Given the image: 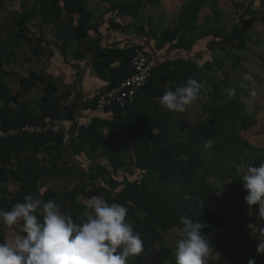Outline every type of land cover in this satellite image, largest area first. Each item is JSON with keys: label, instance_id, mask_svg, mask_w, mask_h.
<instances>
[{"label": "trees", "instance_id": "16d2710c", "mask_svg": "<svg viewBox=\"0 0 264 264\" xmlns=\"http://www.w3.org/2000/svg\"><path fill=\"white\" fill-rule=\"evenodd\" d=\"M160 1H107L104 16L110 14L108 29L127 33L129 25L113 19L123 22L126 17L136 18L135 34L148 42L125 47L99 44L104 37L99 30L103 19L96 21L90 0H32L16 12L13 40L29 46V61L48 54L51 60L61 58L63 64L72 65L71 58L88 54L98 78L107 82L105 89L129 75L134 46L151 49V75L133 101L124 107L107 108L102 114L109 117L95 115L75 137L71 134L76 124L65 130L60 123L62 119L72 121L73 111L70 102L61 98L55 79L43 80L33 68L20 74L14 72L10 66L16 53L11 44L0 40V127L52 122L61 128L58 132L0 138V209L9 211L26 195H32L42 202L54 200L62 212L76 221L88 213L85 204L91 197L117 202L128 209L126 219L144 242V251L139 257H129L127 264H175L176 241L183 235L181 216L207 225L201 232L208 238L211 252L218 251V233L239 236L242 230L235 225L237 219L222 220L211 208L219 205L222 189L244 199L243 174L249 165L258 166L264 160V145H255L240 133L250 114L244 99L252 91L242 81L234 85L235 96L231 100L224 91L231 88L225 60H231L230 70L239 67L243 52L248 50L249 31L258 26L264 28V0H258L255 9L254 0H249V4L230 0L236 20L229 29L211 28L210 23L221 16L217 0H183L174 27L162 28L150 16L143 21L139 15L141 7ZM205 8L209 15L201 16ZM205 40L209 41V55L197 60L193 48ZM258 41L264 54V41ZM163 50H176L181 56L162 57ZM260 58L264 66V55ZM11 74L19 76L15 90L7 80ZM189 78L206 83V90L195 102L204 116L191 123L181 113L167 112L153 103L166 89L174 90ZM39 86L41 95L33 97L31 90ZM95 99L89 107L91 115ZM207 139L213 141L211 148L204 147ZM67 154L73 158L82 156L84 161L78 164ZM75 169L79 173L75 174ZM46 179H71L75 183L64 192L48 187L42 190ZM2 183L12 184V192L1 187ZM225 207L229 211L232 206ZM251 207L256 209L258 205ZM236 210H243V206L237 204ZM249 220L252 224L257 222L256 217ZM9 228L18 232L20 225L8 227L1 223L0 242L6 241ZM173 230L179 235L167 243ZM261 236L264 237V229ZM227 249L238 256L248 253L232 243ZM206 259L207 264H219L213 256Z\"/></svg>", "mask_w": 264, "mask_h": 264}, {"label": "clouds", "instance_id": "9594fccd", "mask_svg": "<svg viewBox=\"0 0 264 264\" xmlns=\"http://www.w3.org/2000/svg\"><path fill=\"white\" fill-rule=\"evenodd\" d=\"M205 90L204 81L189 78L184 85L164 91L159 106L167 112L184 113ZM224 91L228 100L235 96L234 88ZM212 145L211 139L205 140V148ZM241 184L246 204L249 208L258 205L259 215L264 216V160L247 167ZM85 208L88 214L80 223L62 212L54 200L42 202L32 195L9 211L0 209V223L20 225L11 239L0 242V264H127L129 257H139L144 251L140 234L126 219L125 206L94 196ZM180 221L183 235L176 241L175 264H207L211 247L201 232L207 225L186 216ZM256 251L264 254V240L260 239Z\"/></svg>", "mask_w": 264, "mask_h": 264}, {"label": "rangeland", "instance_id": "374dc122", "mask_svg": "<svg viewBox=\"0 0 264 264\" xmlns=\"http://www.w3.org/2000/svg\"><path fill=\"white\" fill-rule=\"evenodd\" d=\"M246 3L249 0H243ZM32 0H0V40L3 42H8L11 44V47L14 49L16 56H14V63L12 66H10L11 69H14V72L21 71L26 72L30 68H35L38 72L42 73L43 80H49L54 78L55 74H59V76L65 78L64 76L67 75V73L64 71L65 68L64 64L61 62V59L57 58L54 60H51L44 56L43 60L41 62H37V66L35 64H32L33 61L28 60V56L31 55L29 46L25 42L20 41H14L13 40V34L16 30L15 28V22L17 19L16 12L20 10V7H27L30 5ZM93 2L94 8L96 10L95 16H97L98 12L100 13L101 10H99V4H102V6H106L107 2L106 0H91ZM219 4V11L221 13L220 19L218 21H213L210 25L211 28H225L229 29L230 25L233 24L236 20V15L234 8L232 6V3L230 0H219L217 1ZM98 4V5H96ZM180 5V0L170 1L166 0L162 4H156L153 7H149L148 5H143L140 9V13L143 15L144 19H147V16H154V10H159L158 8H161L158 11V14H162L161 16L157 15V18H154V22L156 25H159L160 27H174L176 22V15L178 12V8ZM259 5L258 0H254L252 2V7L255 9ZM208 16L209 10L208 8H205L201 12V16ZM105 19L107 20L110 17V14L105 15ZM129 18H124L123 22L128 23ZM130 20V19H129ZM35 22V20L33 21ZM31 22V26L34 25V23ZM114 22H119L118 18H114ZM137 22L136 19L132 21V23ZM106 23V22H105ZM136 24V23H135ZM132 30V29H130ZM130 35H133L132 32L129 31ZM249 36V46L248 50L246 52H243L242 59L239 63V67L234 70H230V63L231 60L226 59V73L230 75V85L231 88L234 87V85L242 81L252 93L250 94V97L244 99L245 103H247L248 107H250V114L247 124L241 129V134L244 135L248 140L258 146L264 145V66L262 65V59L260 58V55L263 54V50H261L262 47H260V41L258 39L261 38V40L264 41V28L262 27H255L248 33ZM128 40V38H126ZM127 40H121L123 43H131L127 42ZM208 40L205 41H198L193 48L192 53L197 52V55L195 59L202 60L205 55H209L206 47V43ZM209 42V41H208ZM150 49V48H149ZM151 50V49H150ZM169 51V52H168ZM165 52V50L160 52V56L167 57V56H175L180 55V52H176V50H168ZM187 55H182V57H186ZM231 71V72H230ZM12 75V74H11ZM18 75H12L11 77H7V80L10 84V87L15 90L17 89L18 84ZM55 79H57L55 77ZM167 90V89H166ZM32 96L38 97L42 93V86H39L37 88H34L31 90ZM154 104L159 105V98H156L153 100ZM61 104V103H60ZM204 116L203 111L201 110L200 106L193 103L192 105L188 106L187 110L184 113H181V117L191 123L195 120H198L199 118H202ZM66 122V121H64ZM63 122V123H64ZM68 126H64L65 130L68 129L70 124H67ZM71 160H73L76 163H82L84 161V158L82 156L73 158L71 155L69 156ZM78 166V165H75ZM83 166V165H80ZM79 173L78 169H75V174ZM123 174V171L119 172V177H121ZM75 177V176H74ZM75 182H71V179L60 181V180H43L41 187L42 190L44 188H51L55 191H66L71 185H73ZM1 187L7 189L8 193L12 192L13 185L12 184H5L2 183ZM220 203L217 207H212L211 212L216 215L218 218L222 220H232V218H236L237 221L235 222L236 227L240 228L242 230V233L239 236L232 237L229 234L222 235L219 234V238L217 240V246L218 251L211 252L209 257L213 259L216 262H219V264H249V261H254V264H257L256 257L259 254L257 253L256 249L258 244L260 243V239L264 240V237L261 236V231L264 229V216H260L258 212V207L256 209L249 208V206L246 204L245 200L241 197L230 195V193L226 189H222L219 194ZM228 204L229 206H232L230 210L228 211L225 205ZM237 204H240L243 206V210L238 211L236 210ZM225 207V208H224ZM231 213L234 214V216L231 215ZM88 213H86L83 217H78V219L75 221L77 223H80L86 219ZM251 217H256L257 222L255 224H252L250 222ZM233 222V221H232ZM1 224V223H0ZM237 228V229H238ZM236 230V229H235ZM16 229L9 228L6 231V240L11 239L14 234L16 233ZM179 235V232L177 230H173L169 233L168 239H166V242L169 243V241L175 240V237ZM174 243V242H172ZM229 243H232L238 248H244L248 253L247 256H238L235 255L232 251V249H227V245ZM259 259V258H258Z\"/></svg>", "mask_w": 264, "mask_h": 264}, {"label": "crops", "instance_id": "0c3cea01", "mask_svg": "<svg viewBox=\"0 0 264 264\" xmlns=\"http://www.w3.org/2000/svg\"><path fill=\"white\" fill-rule=\"evenodd\" d=\"M107 1L108 0H106V2ZM165 1L166 0H161L160 4H162ZM170 1H172V0H170ZM173 1H175V0H173ZM182 1L183 0H180V5H181ZM217 1H219V0H217ZM106 4H107L106 6H102V4H99V8H100L99 10H101V12L100 13L98 12L97 16H95L96 10L94 8L93 2H91V0H90V6H92V8H93L92 9L93 15H94V18L96 19V21L103 19V23H101L99 30L101 31V33L104 37H102V39L99 40L100 45L125 47V46L131 45V44L135 45V44H143V43L146 44V43H148V42L144 41V38L139 37L135 34L134 26L138 24V19H136V18H135L137 20V22H135L136 24L132 23V21L134 19H130V20L128 19V21H130L128 23L119 21V23H122L124 25H129L127 33H122L118 30L117 31L109 30L107 22H106L107 20L105 19L106 17L104 16L106 8L108 7V3H106ZM96 5H98V4H96ZM147 5L150 8L154 6V5H150V4H147ZM180 5L178 8L177 15L175 17L176 22H177V17H178L179 10H180ZM158 9L160 10L161 8H158ZM159 10H157V11L154 10V16H153L154 18H157V15L160 14V12L158 14ZM139 15L142 17L143 21H146V19L143 18V15L140 12H139ZM161 15L162 14H160L159 16H161ZM147 17H149V15ZM150 17H152V15ZM113 21H114V19H113ZM162 28H164V27H162ZM130 29L133 30V33H132L133 35L129 34L130 33L129 31L132 32V30H130ZM93 37H96V35L93 34ZM126 38H128V40L131 43L121 42V40H127ZM128 40H127V42H129ZM149 44L151 46V43H149ZM148 50H149V48H148ZM82 57L83 58H80V59L71 58V61L70 60L69 61L72 63V65L64 64L65 68H62V69H64V71L67 73V75L64 76L65 78L59 76V74H55V76L53 78V79H55V77L57 78V79H55V83H56V85H59V89L61 92V94H60L61 98L64 99L63 101H66L68 103L70 102L71 107H72L73 120L68 121V120L62 119V121L60 122L63 127L64 126L67 127L68 126L67 124H70L68 127L69 130L71 129V127L74 124L82 123L87 116L91 115V112L89 109L90 104L92 103L93 99H95L97 93L104 90L106 88V85H107V82L99 79L97 76V73L94 71V69L91 65V56H89L87 54V55L82 56ZM59 59H61V58H59ZM42 60H43V58H42ZM42 60L36 59L32 62V64H35L37 66V62H41ZM61 62H62V60H61ZM33 69L36 70L35 68H33ZM40 74H42V73H40ZM108 115L109 114H102V116H105V117H109ZM64 121H66V122H64ZM66 156L68 159H70L69 154H67ZM256 259H257V261H256L257 264H264V254H259V256L257 255Z\"/></svg>", "mask_w": 264, "mask_h": 264}, {"label": "built area", "instance_id": "2783aa9c", "mask_svg": "<svg viewBox=\"0 0 264 264\" xmlns=\"http://www.w3.org/2000/svg\"><path fill=\"white\" fill-rule=\"evenodd\" d=\"M130 73L118 84L97 93L94 104V115L87 116L82 123L76 124L71 136H77L80 130L87 128L95 115L103 113L112 105L124 107L133 101L134 96L143 87L151 75L153 63L150 51L146 47L134 46L129 62ZM61 128L57 123L44 124L24 123L16 127H0V138L12 137L19 133L58 132Z\"/></svg>", "mask_w": 264, "mask_h": 264}]
</instances>
